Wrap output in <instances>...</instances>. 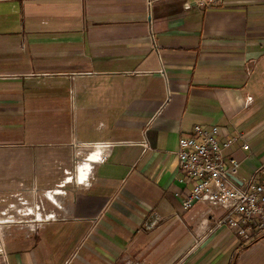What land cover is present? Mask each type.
I'll return each instance as SVG.
<instances>
[{
  "label": "crops",
  "instance_id": "crops-1",
  "mask_svg": "<svg viewBox=\"0 0 264 264\" xmlns=\"http://www.w3.org/2000/svg\"><path fill=\"white\" fill-rule=\"evenodd\" d=\"M196 125L244 135L242 177L264 163V0H0V264H264L184 209Z\"/></svg>",
  "mask_w": 264,
  "mask_h": 264
},
{
  "label": "built area",
  "instance_id": "built-area-1",
  "mask_svg": "<svg viewBox=\"0 0 264 264\" xmlns=\"http://www.w3.org/2000/svg\"><path fill=\"white\" fill-rule=\"evenodd\" d=\"M218 1L201 0V5ZM221 134L218 126L196 125L192 133L180 138L176 156L186 180L192 185L184 199V209L190 210L197 203L220 209L222 216L216 221V228L227 226L243 243H254L264 237V163L250 176L242 177L241 162L229 152L244 142V135L223 138ZM115 145L100 142L85 144V147L94 151ZM243 148L249 149L245 144ZM106 160V155L100 156V162ZM83 163H77V174ZM45 212L39 204L29 209L27 215L34 216L38 224L59 219L57 214Z\"/></svg>",
  "mask_w": 264,
  "mask_h": 264
},
{
  "label": "rangeland",
  "instance_id": "rangeland-1",
  "mask_svg": "<svg viewBox=\"0 0 264 264\" xmlns=\"http://www.w3.org/2000/svg\"><path fill=\"white\" fill-rule=\"evenodd\" d=\"M248 145H249V147H250V142L248 143ZM92 152H93V151H92ZM92 152H91V153H92ZM247 152H250V151L248 150ZM88 156H89V155H88ZM86 157H87V156H86ZM82 160H83V159L81 158V163L84 162V161H82ZM63 181H65V180H63ZM71 181H72V182H75V180H73V179H72ZM64 184H65V185H64L65 187L63 186L62 188H59L58 186H55V187H53V188H51V189H52V190H72V189H73V186H74L73 184H74V183H70V184H67V185H66V183H64ZM18 205H19V206H18V209L21 208V209L23 210V211L21 212V215H22V214L26 215V212H25V211H26V210H25L26 206L22 205L20 202H18ZM13 214H17V213L14 212ZM25 217H26V216L21 217V216H20V213L16 216L17 219H22V218L24 219ZM2 219L5 221V220L10 219V218H9L8 216H4V217H2ZM3 220H2V221H3Z\"/></svg>",
  "mask_w": 264,
  "mask_h": 264
},
{
  "label": "bare ground",
  "instance_id": "bare-ground-1",
  "mask_svg": "<svg viewBox=\"0 0 264 264\" xmlns=\"http://www.w3.org/2000/svg\"><path fill=\"white\" fill-rule=\"evenodd\" d=\"M91 160H92V161H95V156H94V155L92 156V159H91ZM98 160H99V157H98ZM98 160H97V161H98ZM85 166H86V167H90V164H87V163H86ZM86 167H83V172H82L83 175H84V172H86V170H85ZM81 168H82V167H81ZM81 177H82V176H81Z\"/></svg>",
  "mask_w": 264,
  "mask_h": 264
}]
</instances>
